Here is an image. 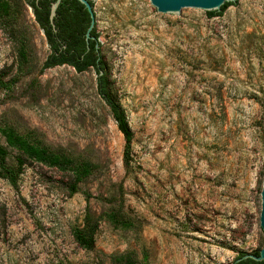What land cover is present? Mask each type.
Instances as JSON below:
<instances>
[{"label": "rangeland", "instance_id": "rangeland-1", "mask_svg": "<svg viewBox=\"0 0 264 264\" xmlns=\"http://www.w3.org/2000/svg\"><path fill=\"white\" fill-rule=\"evenodd\" d=\"M89 1L108 93L132 133L128 167L96 70L43 69L50 49L32 9L0 0V128L89 166L76 181L8 150L23 165L17 188L0 178V264H233L259 252L264 0L172 19L149 0ZM111 212L131 227H113ZM86 216L91 251L71 235Z\"/></svg>", "mask_w": 264, "mask_h": 264}, {"label": "trees", "instance_id": "trees-1", "mask_svg": "<svg viewBox=\"0 0 264 264\" xmlns=\"http://www.w3.org/2000/svg\"><path fill=\"white\" fill-rule=\"evenodd\" d=\"M28 5L35 17V21L43 31L46 39L50 42H54L52 30L49 21L50 3L51 0H23ZM55 2V0H52ZM52 2V3H53ZM92 6V3L89 1ZM237 3V2H236ZM236 3H225L221 6L219 11L206 12L208 18L220 17L225 10L235 5ZM93 8V7H92ZM0 11H5L8 15L7 6L0 4ZM76 16L83 23L80 25V40L82 45H78L75 51L71 54H66L63 50L59 51L57 48L55 51L49 54L46 58L43 69H49L70 61V65L79 73L84 72L92 67L96 70L97 78V91L101 99L109 107L112 118L117 126L118 131L124 138V151H123V163L125 168L129 164L130 144L132 139V133L128 127L125 115L120 107L111 99L105 78V72L102 60L100 58V50L95 48L97 43V34L95 33V27L90 33L93 39H89L88 42L85 39V33L90 23V17L85 7L74 0L73 4L69 3V0H61L56 11L54 21L58 24L57 29L61 37V40L67 43V37L71 36V32L67 31L66 23L71 17ZM65 21V30L63 28ZM61 26V27H60ZM60 27V28H58ZM65 31V37H64ZM78 32V31H77ZM77 36V35H76ZM65 38V39H64ZM101 72V74H99ZM0 136L4 140V145L0 144V178L4 179L11 187L17 188L18 178L22 171V161L19 160L16 167H12L7 163V157L9 155L8 150L16 151L21 157L34 161L38 164H42L51 168L59 170H69L75 177L76 181H81L89 171V166L86 163L77 162L76 160L64 156L62 154H54L48 152L44 147H41L37 143L30 140V138L24 137L16 133L11 128H0ZM110 223L118 228H129L131 223L123 218L118 212H111L108 214ZM96 226L89 221L88 216L85 217L84 225L72 229L71 235L75 244L82 250L91 251L94 248V235ZM258 256L259 252L253 253ZM245 254H241L238 258L243 257ZM237 258V259H238ZM116 264H138V262L130 255H121L112 258ZM236 264H264L263 261H254L252 259L241 260Z\"/></svg>", "mask_w": 264, "mask_h": 264}, {"label": "water", "instance_id": "water-1", "mask_svg": "<svg viewBox=\"0 0 264 264\" xmlns=\"http://www.w3.org/2000/svg\"><path fill=\"white\" fill-rule=\"evenodd\" d=\"M60 1L61 0H55V2H53L50 5V13H49L50 23L53 22V19L55 17V11ZM77 1L85 7L90 17V23L85 33V39L88 42L89 39H93V37L90 36V33L95 27V16H94L93 8L89 3V0H77ZM149 1L150 4L157 10V12L166 14L170 19H172L174 17L180 16L190 11H195V12L219 11L221 6L225 3L237 2L236 5L240 6L245 0H149ZM95 48L98 51L99 46L96 44ZM99 74H101V72ZM259 226L261 231L264 233V175H263L262 187L260 191ZM245 259H252L254 261L264 262V246L259 251L258 256H255L254 254H245L243 257L236 259L233 264H236L241 260H245Z\"/></svg>", "mask_w": 264, "mask_h": 264}, {"label": "flooded vegetation", "instance_id": "flooded-vegetation-1", "mask_svg": "<svg viewBox=\"0 0 264 264\" xmlns=\"http://www.w3.org/2000/svg\"><path fill=\"white\" fill-rule=\"evenodd\" d=\"M52 2L53 1L51 0L50 4H52ZM69 3L73 4L74 0H69ZM49 24L51 26V30H52V33H53L51 38H53V40H54V42H50V41H48L46 39L47 43H48V47L50 49V53L55 51L56 48H57L59 51L63 50L66 54H71V53H73L75 51V48L78 45H82V41L80 40V37H79L80 36L79 29H80V25H82L83 23L76 16L71 17V19H69L67 21V23H66L67 31H70L71 34L73 33L71 36L66 38L67 39V43L64 42L65 40L64 41L61 40V37H60V35L58 33L59 29H57L58 24L54 21V19H53V22L49 23ZM60 27H58V28H60ZM63 28L65 30V21H64ZM64 37H65V31H64ZM69 62L67 61L65 63V65L72 67V65H70ZM89 68H92V67H89Z\"/></svg>", "mask_w": 264, "mask_h": 264}]
</instances>
